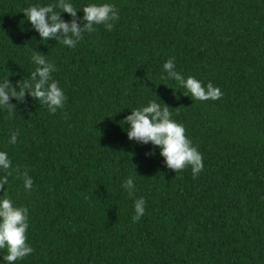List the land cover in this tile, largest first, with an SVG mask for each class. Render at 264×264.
Wrapping results in <instances>:
<instances>
[{"label": "trees", "instance_id": "obj_1", "mask_svg": "<svg viewBox=\"0 0 264 264\" xmlns=\"http://www.w3.org/2000/svg\"><path fill=\"white\" fill-rule=\"evenodd\" d=\"M54 2L0 0V79L27 80L33 48L55 64L67 97L55 114L27 96L0 111V151L12 161L0 196L29 209L34 250L16 264H264V0H71L119 13L111 31L96 26L73 49L40 43L22 13ZM170 58L222 97L193 101L162 80ZM150 100L169 107L201 153L196 178L128 139L122 121ZM129 176L132 196L121 188ZM139 197L145 215L133 223Z\"/></svg>", "mask_w": 264, "mask_h": 264}, {"label": "clouds", "instance_id": "obj_2", "mask_svg": "<svg viewBox=\"0 0 264 264\" xmlns=\"http://www.w3.org/2000/svg\"><path fill=\"white\" fill-rule=\"evenodd\" d=\"M78 12H83L82 18H77ZM22 13L30 23L31 29L38 33L41 38L40 43L45 44L51 39L69 49L75 48L86 34L95 32L96 26L102 25L106 30L111 31L114 22L119 19L116 6L107 2H90L83 6L82 11H78L71 0H55L54 3L47 5H30L25 7ZM63 14H67L70 19L67 21L62 19ZM30 60L35 68L27 80L22 78L14 85L9 77L0 79V111L11 114L16 111V105L11 101L15 100L18 104H22L27 96L46 106L49 113L55 114L63 109L67 100L63 89L52 77V73L56 71L55 64L33 48ZM161 79L174 80L177 87L185 90L181 93L193 101H216L222 97L220 88L215 87L211 82L202 85L196 78L192 76L185 78L177 72L174 58L168 59L163 64ZM123 125H127L124 130L130 141L143 145L151 144L158 148L167 169L177 173L190 167L193 178L202 172L204 163L201 153L186 136L184 125L171 118L169 107L162 102L150 100L146 105L130 110V115L122 121ZM17 137L18 133L12 132L9 143L16 144ZM150 154L146 153V155ZM11 168L12 161L9 154L0 151V190L8 185L9 176L12 175ZM22 179L25 192L31 191L32 177L24 172ZM121 188L132 196L135 191L133 177H127L121 183ZM145 205L146 201L143 197L134 200L133 223L145 215ZM28 221L27 207L18 206L5 195L0 196V250L6 252L2 255L0 264H16L17 261L33 253V248L27 242Z\"/></svg>", "mask_w": 264, "mask_h": 264}]
</instances>
